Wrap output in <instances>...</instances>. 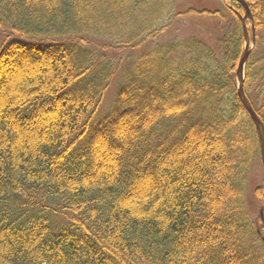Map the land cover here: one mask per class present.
<instances>
[{
	"label": "trees",
	"instance_id": "trees-1",
	"mask_svg": "<svg viewBox=\"0 0 264 264\" xmlns=\"http://www.w3.org/2000/svg\"><path fill=\"white\" fill-rule=\"evenodd\" d=\"M245 1L243 92L264 124V0ZM218 2L0 0V264H264L243 9ZM182 15L214 44L164 40Z\"/></svg>",
	"mask_w": 264,
	"mask_h": 264
},
{
	"label": "rangeland",
	"instance_id": "rangeland-1",
	"mask_svg": "<svg viewBox=\"0 0 264 264\" xmlns=\"http://www.w3.org/2000/svg\"><path fill=\"white\" fill-rule=\"evenodd\" d=\"M176 5V13H184L189 8L192 10H202V9H208V10H215L220 7V3L218 0H174ZM225 3H228L229 0H224ZM247 29H248V35L250 37L249 39V45L252 48L253 43H255V37L254 41L251 39V30H250V21L248 20L247 23ZM214 24L211 25L207 20L206 17H196V16H184L182 15L177 19V21L174 23V25L166 31V33L163 36L164 40L178 37V38H184V37H195L200 38L204 41H206L208 44L213 45V29ZM211 29V30H210ZM260 37L262 39V42H264V31L260 33ZM146 44H149L148 42ZM144 45L141 48L134 49L131 51H126L123 54V58H136L139 54V52L142 50V52H146L149 50V47L147 45ZM115 87H116V81L111 83V86L106 91L104 98L102 100V103L100 105V108L98 110V118L105 115L114 99L115 95ZM263 170L262 165L260 161V157L255 160L254 165L252 167V171L250 173V187H259L261 184H263ZM248 206L249 211L251 214L252 219L257 220L259 216V212L261 211L262 205L256 203L255 199L252 197H248ZM264 246V244H263ZM264 248V247H263Z\"/></svg>",
	"mask_w": 264,
	"mask_h": 264
},
{
	"label": "water",
	"instance_id": "water-1",
	"mask_svg": "<svg viewBox=\"0 0 264 264\" xmlns=\"http://www.w3.org/2000/svg\"><path fill=\"white\" fill-rule=\"evenodd\" d=\"M235 1L238 2L242 6L243 11H244V16L242 18V26H243V32H244V48L239 57V61H238L236 73H235L236 82H237L236 93H237V97L240 103L242 104L245 111L247 112L251 122L254 125L255 131L257 133L258 142H259L260 161H261L262 170L264 174V126L261 120L258 118V116L253 111L249 101L247 100L243 92L244 66L247 61L248 55L250 53L249 36L246 30L245 21L248 19L252 22V16L249 10V6L244 0H235ZM251 32H252V40L254 41L253 26L251 28Z\"/></svg>",
	"mask_w": 264,
	"mask_h": 264
}]
</instances>
